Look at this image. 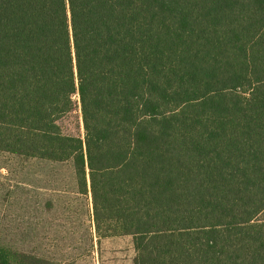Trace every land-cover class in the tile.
I'll return each instance as SVG.
<instances>
[{"label":"trees","instance_id":"1","mask_svg":"<svg viewBox=\"0 0 264 264\" xmlns=\"http://www.w3.org/2000/svg\"><path fill=\"white\" fill-rule=\"evenodd\" d=\"M0 153L70 166L133 264H264V0H0Z\"/></svg>","mask_w":264,"mask_h":264},{"label":"rangeland","instance_id":"2","mask_svg":"<svg viewBox=\"0 0 264 264\" xmlns=\"http://www.w3.org/2000/svg\"><path fill=\"white\" fill-rule=\"evenodd\" d=\"M63 131L83 136L80 109L63 119ZM70 166L21 162L0 153V244L39 253L55 264H133L129 237H94L85 199L72 188Z\"/></svg>","mask_w":264,"mask_h":264},{"label":"crops","instance_id":"3","mask_svg":"<svg viewBox=\"0 0 264 264\" xmlns=\"http://www.w3.org/2000/svg\"><path fill=\"white\" fill-rule=\"evenodd\" d=\"M78 197H81V198L85 199V201H86V204H87V207H88V213H87V214H88V215L91 214V217H92V224H93L94 237L96 238V240H97V242H98V239H97V237H96V235H95V229H94V222H93V216H92L91 197H90V196H88V197H86V198H84V197H82V196H78Z\"/></svg>","mask_w":264,"mask_h":264}]
</instances>
